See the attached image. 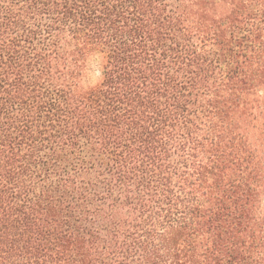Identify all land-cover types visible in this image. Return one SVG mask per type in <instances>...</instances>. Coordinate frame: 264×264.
Returning <instances> with one entry per match:
<instances>
[{
  "label": "trees",
  "instance_id": "16d2710c",
  "mask_svg": "<svg viewBox=\"0 0 264 264\" xmlns=\"http://www.w3.org/2000/svg\"><path fill=\"white\" fill-rule=\"evenodd\" d=\"M0 264H264V0H0Z\"/></svg>",
  "mask_w": 264,
  "mask_h": 264
},
{
  "label": "rangeland",
  "instance_id": "374dc122",
  "mask_svg": "<svg viewBox=\"0 0 264 264\" xmlns=\"http://www.w3.org/2000/svg\"><path fill=\"white\" fill-rule=\"evenodd\" d=\"M102 77V65L97 54H91L86 58L85 70L83 73V85H97Z\"/></svg>",
  "mask_w": 264,
  "mask_h": 264
}]
</instances>
